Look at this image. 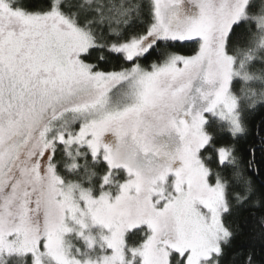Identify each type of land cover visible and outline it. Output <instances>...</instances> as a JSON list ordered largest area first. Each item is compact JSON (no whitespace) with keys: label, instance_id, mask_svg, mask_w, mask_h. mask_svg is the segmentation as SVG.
<instances>
[{"label":"snow or ice","instance_id":"6c2138e0","mask_svg":"<svg viewBox=\"0 0 264 264\" xmlns=\"http://www.w3.org/2000/svg\"><path fill=\"white\" fill-rule=\"evenodd\" d=\"M0 264H264V0H0Z\"/></svg>","mask_w":264,"mask_h":264}]
</instances>
